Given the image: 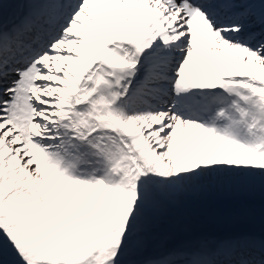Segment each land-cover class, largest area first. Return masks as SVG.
I'll use <instances>...</instances> for the list:
<instances>
[{
  "label": "snow or ice",
  "instance_id": "snow-or-ice-1",
  "mask_svg": "<svg viewBox=\"0 0 264 264\" xmlns=\"http://www.w3.org/2000/svg\"><path fill=\"white\" fill-rule=\"evenodd\" d=\"M0 264H264V0H0Z\"/></svg>",
  "mask_w": 264,
  "mask_h": 264
}]
</instances>
